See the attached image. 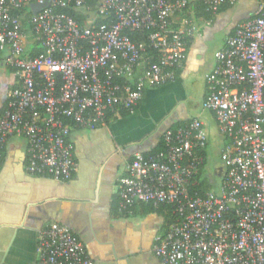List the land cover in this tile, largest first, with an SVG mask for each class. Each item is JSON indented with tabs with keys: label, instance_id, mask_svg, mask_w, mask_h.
I'll return each instance as SVG.
<instances>
[{
	"label": "built area",
	"instance_id": "built-area-1",
	"mask_svg": "<svg viewBox=\"0 0 264 264\" xmlns=\"http://www.w3.org/2000/svg\"><path fill=\"white\" fill-rule=\"evenodd\" d=\"M240 1L0 0V56L15 78L0 112V161L8 138L20 136L29 175L69 181L77 169L73 130H94L133 111L146 87L175 81L198 31L189 6L200 3L213 18ZM30 5L39 7L28 20L41 49L35 57L26 55L20 15ZM67 8L83 10L86 22L59 11ZM138 34L145 39L134 41ZM214 58L202 107L228 139L218 190L191 191L208 144L197 118L165 131L157 153H135L120 179V210L139 203L169 208L173 221L152 244L160 264H264V0ZM37 251L36 264H94L57 223L39 231Z\"/></svg>",
	"mask_w": 264,
	"mask_h": 264
},
{
	"label": "crops",
	"instance_id": "crops-1",
	"mask_svg": "<svg viewBox=\"0 0 264 264\" xmlns=\"http://www.w3.org/2000/svg\"><path fill=\"white\" fill-rule=\"evenodd\" d=\"M260 3L241 0L212 20L199 22L175 81L146 87L133 111L121 110L94 130H73L77 169L69 181L29 175L25 171V140L16 135L8 138L0 161V264H36L38 233L53 223L67 226L84 244L94 264H160L152 244L173 217L166 206L144 203L129 211L120 210L124 168L135 153L160 151L165 131L194 118L204 124V117L208 118L202 111L207 94L205 77L215 65L214 55L225 46L237 24L255 16ZM25 9L30 16L36 10L34 5ZM220 33L222 37L217 38ZM26 36L27 53L36 44L29 31ZM213 45L215 51L208 55ZM0 67L2 112L15 78L2 56ZM208 114L216 123L213 114ZM204 155L206 162V150Z\"/></svg>",
	"mask_w": 264,
	"mask_h": 264
},
{
	"label": "rangeland",
	"instance_id": "rangeland-1",
	"mask_svg": "<svg viewBox=\"0 0 264 264\" xmlns=\"http://www.w3.org/2000/svg\"><path fill=\"white\" fill-rule=\"evenodd\" d=\"M94 19V15H90ZM91 21V20H90ZM86 22V21H85ZM89 23V22H88ZM87 24V23H86ZM223 34H218L217 38H221ZM215 45L211 46L208 50V55L214 53ZM1 68V67H0ZM9 80H12V75L9 73ZM202 111L208 115L204 117L205 132L208 139V147L206 149V162L202 169V178L208 183L212 191L216 192L219 188L221 180L225 173V162L223 160L221 151L225 145L223 137L220 135L214 119L206 112L203 107Z\"/></svg>",
	"mask_w": 264,
	"mask_h": 264
},
{
	"label": "trees",
	"instance_id": "trees-1",
	"mask_svg": "<svg viewBox=\"0 0 264 264\" xmlns=\"http://www.w3.org/2000/svg\"><path fill=\"white\" fill-rule=\"evenodd\" d=\"M89 4V12H94L95 11V7H94V3L92 1H89L88 2ZM189 10H191V12L193 13V17L195 18V20L199 23V22H204V21H210L212 20V16L205 13L203 11V6L200 4V3H196V4H192L189 6ZM228 8H230L229 6H223L219 12H224L225 10H227ZM61 12H64L66 14H68L69 16H72L74 17L80 24H84L85 21L87 20V15L86 13L82 10V11H75L71 8H67V9H62V10H59ZM20 15L22 16V27H23V30L25 32H28L29 31V26H28V20L30 18V12H28L26 9L22 10L20 12ZM187 17H190L187 16ZM215 17V16H214ZM213 17V18H214ZM96 25H99L101 24V20L98 19L96 20ZM178 27V25H175V28ZM142 35H134L132 37V39L134 41H138L140 39H145L143 36L141 37ZM39 53H41V49L38 48V47H35V49H29V51L27 52V56L29 57H35L37 56ZM150 56H151V59L154 61L155 60V53H150ZM111 117V116H109ZM108 117V119H109ZM225 141V144L228 142V139H224ZM163 149V144H162V147L159 149V150H162ZM205 154V151L203 152ZM202 172H200V174L198 175V177L196 178L197 180V185L192 188V192H198V193H204L205 191H208V190H211V188L209 187L208 183L202 178ZM165 207V206H164ZM166 208V207H165ZM168 208V207H167ZM169 209V208H168Z\"/></svg>",
	"mask_w": 264,
	"mask_h": 264
},
{
	"label": "water",
	"instance_id": "water-1",
	"mask_svg": "<svg viewBox=\"0 0 264 264\" xmlns=\"http://www.w3.org/2000/svg\"><path fill=\"white\" fill-rule=\"evenodd\" d=\"M34 8H36V9H37V8H39V7H38L37 5H34Z\"/></svg>",
	"mask_w": 264,
	"mask_h": 264
}]
</instances>
